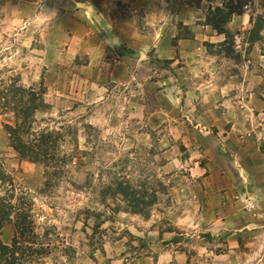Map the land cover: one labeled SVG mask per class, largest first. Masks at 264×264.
I'll return each instance as SVG.
<instances>
[{
  "label": "rangeland",
  "instance_id": "obj_1",
  "mask_svg": "<svg viewBox=\"0 0 264 264\" xmlns=\"http://www.w3.org/2000/svg\"><path fill=\"white\" fill-rule=\"evenodd\" d=\"M220 8L234 12L231 21L241 12L252 16L250 29L226 30L230 43L226 42V55L234 63L245 61L251 66L241 68L242 84L233 90L240 93L238 100L247 103L256 95L264 103V65L247 63L252 46L264 53V0H227ZM64 23L68 28L69 23ZM44 26L15 24L13 18L0 21V202L20 208L33 221L34 233L26 236L24 244L38 253L24 255L30 260L27 264H157L165 251L176 258L171 263L168 256L164 264H264V135L254 123L247 127L255 120L254 107L241 108L236 128L231 130L236 123L232 119L220 133L207 124L212 116L202 106L204 101L195 111L193 105L201 98H186L192 84L189 79L177 82L179 66L160 60L155 50L145 60L153 65L146 86L141 82L146 69L130 65L129 58L122 56L126 52L120 57L117 49L107 52L100 67H89L87 49H69L70 42L61 36L55 44L54 35L41 32ZM26 27L33 35H17ZM243 41L249 45L245 56L232 55ZM31 42L32 48L24 47ZM234 70V65L225 68L228 73ZM112 73L121 77L113 78ZM129 76L135 80L129 82ZM163 76L170 83H158ZM203 83L209 85L199 84ZM21 87L36 90L42 100L23 140L33 142L44 132L60 136L46 162L22 158L12 146L9 128L17 123L15 98ZM164 92L168 96L180 92L181 99L165 108ZM260 118L257 127L264 129L258 126L264 125V115ZM193 168L207 174L191 177ZM118 181L145 192L143 202L151 207L142 215L130 212L128 203L110 191ZM179 182L187 193L192 187L213 189L215 196L203 197L221 206L219 213L204 221L201 211L200 219L191 218L181 229L168 226L172 218L168 214L188 202L185 191L177 195L174 189L182 186ZM224 217L231 221L216 223ZM133 223L142 231L137 237L129 231ZM158 227L175 230L172 246L155 233ZM237 230L241 238L233 248L227 238L229 233L239 234ZM15 236L13 223L5 221L0 231L3 244L11 246ZM140 258L147 260L138 262Z\"/></svg>",
  "mask_w": 264,
  "mask_h": 264
},
{
  "label": "crops",
  "instance_id": "obj_2",
  "mask_svg": "<svg viewBox=\"0 0 264 264\" xmlns=\"http://www.w3.org/2000/svg\"><path fill=\"white\" fill-rule=\"evenodd\" d=\"M226 1L227 0H0V21L13 18V23L25 22L28 24V27L35 23H40L41 25L45 24V29L43 28L40 30L43 33H48V35H54L53 41H55V44L58 43L59 36H61L63 41L67 40L70 42L69 49H72V47L74 50L78 48H80L79 50L87 49L85 53L89 54V59H91L89 67L90 64L97 68L100 67L101 60L106 56L107 52H115V49L119 50L117 54L118 57H120L119 55H121L123 51L122 48L126 47L129 49V57L127 51H124L126 55L122 56L129 58V64L146 69L147 72L141 71L146 75L145 79L141 81H145L146 86L149 84L148 80L151 78V68L153 65H150V63H147L145 60L148 59V52L155 50L160 60L172 61L173 63H170L172 67L176 65L175 67L178 68L177 66H179V69H176L175 75L178 83L184 84L186 83L185 81H188L186 79H189L192 85H189L190 91L185 93L186 98H201L200 103L198 100L195 102L196 106L191 103L193 109L195 107V111H197L198 105H201L204 101L202 106L205 108L206 112L211 113L212 116L211 122L207 123L208 125H211L212 128L222 133L230 126L229 122H232V119H234L236 123L235 125H231V130L232 128L235 129L237 124L241 121V108H252L249 106L250 104L254 107L253 111L255 114L253 115L255 120L248 123L247 127L250 128L252 123H254L257 128L256 130L264 135V129H258L257 127V123L259 119H261L260 117L264 115V103H262L256 95H253L251 101L247 103L245 101V103H243L239 101L240 93L238 91H233L235 86H238V89L240 88V84H242L240 78V74L243 75L242 69H245V67L251 68V66H247L245 61L234 63V58L231 55H226L227 34L221 33L217 29L215 30L212 26L206 24L212 12L211 10L215 7H223ZM10 5L13 7V10H8V13L6 6ZM3 13L8 14L2 15ZM250 16L251 14H246V12L234 15L233 21H231L227 29H225L227 31L231 30V32L235 31V29H238V31L250 29V18L252 17ZM61 18L63 20H60ZM53 20L56 22H53ZM65 21L69 23L68 28L65 27ZM60 22H63V25H61ZM28 27L18 31L17 35H28ZM233 34H236V32ZM29 35H33L31 31ZM261 35H264V33L262 32ZM31 38H33V36ZM46 42L45 47L48 48L49 42ZM32 43L33 42H31L30 47H28V44L24 43V47L30 49L33 47ZM62 44L63 43H61V45ZM246 47L248 48L249 45L243 41L238 48L236 47L235 50L232 51V55H238V53L243 55L244 53L245 56L248 51H246ZM55 48L59 49V47ZM251 48L252 50L247 53L249 60L247 63H252L253 65H256V63H263L262 65H264V53H262L257 45ZM51 49L53 50V48ZM258 52H260V54H258ZM237 58L240 60L242 56H237ZM122 64L126 66V64ZM229 65H234L237 70L232 71L233 73L226 72L225 68L228 69ZM89 67H85V69ZM132 68L131 66L129 67V73L132 71ZM120 69L122 70L121 67ZM124 70L122 72H124ZM127 70L126 68V72ZM112 77L119 78L121 76H114L112 73ZM163 77L165 79L161 78V81L158 79L159 82H157L160 84L163 82L164 85H167L165 82H169L170 78L166 76ZM134 80V77L129 76V82ZM200 82H206L209 85L203 83L205 88L202 89L201 87L203 84H199ZM164 91H166V89H164ZM179 93L180 92H177L173 95L169 93V96L165 93V96L162 94L163 98L159 94V97L163 100V106L167 108L168 105H172V101L181 99ZM182 97H184V93ZM188 100L192 102L191 99ZM261 110L263 111L257 114L258 111L260 112ZM258 126L264 125L261 123L258 124ZM229 135H231V132ZM227 139H230V136H228ZM191 170L195 171L191 172V177L200 178L207 174L205 169H199L200 171H198L193 168ZM178 178H181V176ZM179 184L182 185L180 182ZM182 188L183 185L174 188L177 195H182L184 191L186 192V189ZM205 194L210 195V197L215 196V192L211 188L209 192L204 191L203 188L198 189L197 187H192L190 190L188 189V193L186 192L185 196L188 202H185V205L182 204V207L179 206L178 212L168 214L172 215V218H169L171 223H169L168 226L172 224L174 227H179L181 229L180 225L187 224V221L191 218L198 216V219H200L201 211L205 212L204 216L201 218L204 219V221H206L212 213L218 214L219 211H217V207L221 206L211 205L209 201L205 202V198L203 197ZM220 212L223 213V211ZM224 215L226 214L224 213ZM229 221L231 220L224 217L217 219L216 223L222 222V224H227ZM193 225L195 224L193 223ZM137 226L139 227V225L134 223L129 225V231L132 236L137 237V235L142 234L141 229L137 228ZM237 232H239V234H228V237L231 239L227 238V240L231 242V247L233 248H236L241 238L240 230H237ZM155 233H159L163 243L168 241L170 246L174 243V238L172 240L175 234L174 229L164 231V229L158 227ZM235 235H237L236 238H234ZM173 253L175 255L178 254V252ZM168 256L171 257V263L173 259L176 258V256L165 251L157 257V264L166 263L167 259H169ZM142 260L144 262L147 259H137L138 262Z\"/></svg>",
  "mask_w": 264,
  "mask_h": 264
},
{
  "label": "trees",
  "instance_id": "obj_3",
  "mask_svg": "<svg viewBox=\"0 0 264 264\" xmlns=\"http://www.w3.org/2000/svg\"><path fill=\"white\" fill-rule=\"evenodd\" d=\"M225 9L220 7L216 8L214 12L212 11L210 13L209 18L206 21L207 25L212 26L215 30L217 29L221 33H226L224 27L231 21L234 14L231 9ZM227 44L230 45L229 42H227ZM122 50L127 51V53L129 51L126 47H123ZM18 91L20 94L15 98V101L18 100V103L14 108L17 115V123L13 128H9L12 146L22 158L29 159L32 162L42 160L46 162L48 161V157L54 151V143L56 140H60V136H55L50 132H44L39 134L37 139L33 142H25L23 140V135L30 125V119L42 104V100L40 101L38 92L31 88L26 89L21 87ZM58 162H61V159H58ZM113 190H115L117 195H120L122 199L128 203L131 210L130 212L133 214L142 215L146 212L145 208L148 209L151 207L146 205L148 203L144 204L143 202L144 199H146L145 192L138 191L135 186L128 185L124 181H118L117 188L111 189L110 191ZM142 196L144 198L141 201ZM22 211L23 210H20V208H17L16 206L9 205V203L0 202V231L5 221H7L8 223H13L16 233L12 245L9 247L3 244L0 238V264H27V261L30 260L24 255L27 256L28 252L32 254L38 253V250L33 248L32 251H30L31 249L28 247L31 246H25L24 244V242L28 241L26 236L33 235L32 233H34V230L33 221L29 220V215ZM12 216H14V218ZM24 238L25 240H23ZM21 239L22 241H19Z\"/></svg>",
  "mask_w": 264,
  "mask_h": 264
}]
</instances>
